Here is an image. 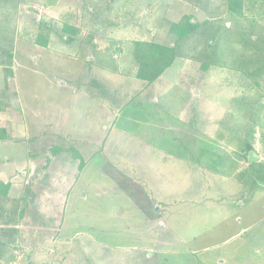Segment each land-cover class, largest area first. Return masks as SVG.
<instances>
[{
	"label": "rangeland",
	"instance_id": "obj_1",
	"mask_svg": "<svg viewBox=\"0 0 264 264\" xmlns=\"http://www.w3.org/2000/svg\"><path fill=\"white\" fill-rule=\"evenodd\" d=\"M32 1L57 2L58 19L37 13L34 47L15 29L31 1L0 0V42L19 47L14 65L0 55V181L6 209L29 199L17 228L15 214L0 218V264H264V0H130L140 21L118 24L108 11L128 8L117 0ZM150 10L166 45L174 13L200 26L142 101L130 80L111 88L107 78H132L130 39L117 31L143 27ZM65 13L87 26L96 18L89 43L114 33L96 42L98 69L112 72L98 84L82 81L93 64L87 43L64 41ZM249 145L258 157L238 163Z\"/></svg>",
	"mask_w": 264,
	"mask_h": 264
},
{
	"label": "crops",
	"instance_id": "obj_2",
	"mask_svg": "<svg viewBox=\"0 0 264 264\" xmlns=\"http://www.w3.org/2000/svg\"><path fill=\"white\" fill-rule=\"evenodd\" d=\"M25 1H31L30 4H33V5H32L31 8L28 7V9H23L24 10V13L23 14H21L20 12H18L19 21L17 19V26H16L15 29H17V30L19 29L20 30V28L22 26H25V28H24L23 31H25L26 33L31 32L30 33L31 36L29 38H27L26 42L27 43H32V46H33V44L42 43V41H40V37H38L37 35H35L34 30L33 31H30L29 30V28L34 29V25L35 24H39V22H40L39 20H41L40 19V16L37 14L38 12H36L35 9H33V6H40V7H42V9H43V15L42 16H46L47 19H50V18L51 19H54L55 18V21H58V19L56 18L57 17V14L55 13L56 11L54 9L56 7V5H57V2L56 3H53V5L50 6L48 8V10H46V7L41 2H38V3L35 2V3H33L32 0H25ZM111 1H115V0H111ZM117 2L119 3L120 7L126 6L128 9L125 10V14H124V11H122L121 13L118 12V14L112 13V12H109L108 11L109 16L112 18V23L118 24L121 19H125L126 22L127 21H130V20L131 21L132 20L133 21H136V20L140 21L141 16H137V17L133 16V12H135V8H134V4H132V1L130 2V0H117ZM171 2L173 3V2H176V1H171ZM97 3L98 2H96L94 4H97ZM19 6L20 7H23V3H22V5H20V1H19ZM90 9H91V7H90ZM115 9L116 8H114V10ZM140 13H142L146 18H148V20L146 21V24L143 27L142 26L141 27L139 26V22H134V25L132 27H128V24L125 23V25H127V27L124 28L125 25H122V26H120V30L117 31V32H119V36L116 35L117 32L115 33V35L118 37V40L121 39V36L122 35L127 36L128 39H126V40H129L130 39L128 42H126V46L129 47V50L131 49L130 52H132V54H131L132 56H133L134 45H135L136 42H148V41H150V39L153 38V36L155 34L154 28L156 26L155 25L156 22H152L153 11L150 10V13L149 14H145L144 12H140ZM167 14L168 13H167V10H166V13H164L165 17L167 16ZM173 15L175 17L177 16V18H175ZM173 15H172V17H174V19L179 20V16H178L179 13L178 12H177V14L174 13ZM65 16H66V18H64V20H63L65 22L63 24L67 28L62 27V31H61L65 35L64 41H66L67 44L73 46L74 50L76 49L77 46H82V44H86L87 43V45L83 46V48H84V50L86 52V56L88 57V61L92 62V64H93V65H90V67H91L90 69L84 71V73L82 74L83 75L82 76V81L85 82L87 84V86H89L90 84L93 85V83L98 84V82H99L98 80L100 78L99 75H101L102 73H104V71H106V72H110V71L104 70L101 67L100 68L103 71H101V70L98 69L99 65L95 62L97 60L95 58H99L101 55L100 54H97V52H96L97 45L99 44V43L97 44L96 42L98 40H101V39H105V40L108 39V41L109 40H112L114 33L112 35L108 36V37L107 36L106 37L103 36V37H101V39L98 38L95 42H90L89 43L86 40L91 39V38H88L90 35H94L98 31L101 32L99 30L100 28L98 26H96L97 25L96 23H98V21L96 20V18H95V22H90V26H87L86 21H84V20L83 21L82 20L79 21V19H78L79 17L78 16H77V18L74 17V14L73 13H71L70 15L68 13L67 14L65 13L64 14V17ZM62 19H63V17H62ZM29 24L31 25V27L29 26ZM92 24L93 25L96 24V25L94 27H92L93 26ZM117 29H119V28H117ZM45 32H46V35H43V36H45V38L42 36L45 39V42L47 41L48 43L49 42L51 43L52 41H54L53 32L52 31H48V30L45 31ZM39 34H40V32L38 33V35ZM83 35H85L86 40L85 39L82 40V36ZM165 35L167 36L166 33H165ZM35 37H37V39H35ZM94 40L95 39H93V41ZM4 43H5L4 41L3 42H0V55L6 56V58H5L6 59V62H9L10 64L11 63L13 64V62L16 61L17 53L19 52V47L16 46V39H14L11 42L12 44L9 45V46H11L10 49L9 48H5V46H4L5 44ZM169 44H172V43H169ZM107 46H109L108 43H107ZM132 46H133V48H132ZM8 52H9L10 58H12V61L11 62L8 59L9 58V55L7 54ZM175 60H176V58H175ZM117 61H119V58L117 59ZM117 64L119 65V63H117ZM130 64L133 67V71L131 73L129 72V75L128 76L131 75L132 78L121 77L120 70H119L118 72H116L117 73L116 75L119 76V77H117V79H114L113 77L112 78L109 77V78H107V80H108L107 82L110 81L109 83H110L111 88H115L114 86L116 85L115 84L116 81L119 80V81H124L125 82V81L130 80L129 85H130V87H132L135 90V92H133L135 94H132V95L133 96L135 95L136 97H138L140 99V96L143 95L144 92H146V90H148L149 87L152 84H150V85H148V86L145 87V82L141 78H138L137 77V66H136L135 60H133ZM110 73H112V72H110ZM11 77H12V75H11ZM93 77H95V78H93ZM96 77H98V80L97 81H94V79H96ZM7 80H10V79L7 78ZM6 83H8V81ZM6 85H8V84H6ZM128 93H130V92L129 91H123L121 94H118V95L120 97L122 94L129 95ZM4 95L5 94H3V93L0 94V98L2 96L4 97ZM110 99H111L112 107L116 108V107L119 106V103H120L119 99H115L117 105L115 104V100H112L113 98H110ZM140 100L145 101L146 99L144 100V98H141ZM147 103H148V100H147ZM1 113H2V110H0V114ZM207 121L209 122V125L210 126H213V128H215V125L216 124H215V121L214 120L211 121V120L208 119ZM0 129L4 130L5 133H6L5 126L2 125V122L1 121H0ZM256 156L258 157L257 154H256ZM240 157H241V150H239L238 156H237V160H236L238 163H239V161H241Z\"/></svg>",
	"mask_w": 264,
	"mask_h": 264
},
{
	"label": "trees",
	"instance_id": "obj_3",
	"mask_svg": "<svg viewBox=\"0 0 264 264\" xmlns=\"http://www.w3.org/2000/svg\"><path fill=\"white\" fill-rule=\"evenodd\" d=\"M200 23H198L193 17L189 14H183L179 16V20L172 21L164 28L166 34L169 37L173 38L172 45H166L156 41L154 38L148 42H136L133 50V58L137 66V77L141 78L145 82V86H148L159 79V77L164 73V71L171 66L175 58L178 56L177 44L180 41L185 40L186 38L192 36L199 28ZM9 55V52L7 53ZM6 54V55H7ZM9 61H12L9 55ZM0 110L3 111V108L0 107ZM7 134L4 130L0 129V141L6 140ZM72 145L67 150H61L59 147H54L50 150L51 154L54 156L57 153L63 151L68 154H71ZM241 157L240 159L247 163V152L249 150L254 151L252 145L247 148L240 149ZM9 185H5L0 181V195L3 197V204L0 203V218L7 219L9 215L17 216L15 228L17 224L23 220V217L27 215V206L28 205V196H20L19 202L13 201L15 206L13 209H6L7 203L10 202L8 199L11 198L9 195ZM9 192V193H8ZM28 195V193H27ZM11 203V202H10ZM9 203V204H10ZM7 204V205H6ZM23 204L21 209L18 210V205ZM6 215V217H5ZM34 218V217H33ZM16 234L19 233V229H15ZM5 246V243L0 242V248L2 249ZM1 253V251H0Z\"/></svg>",
	"mask_w": 264,
	"mask_h": 264
},
{
	"label": "water",
	"instance_id": "obj_4",
	"mask_svg": "<svg viewBox=\"0 0 264 264\" xmlns=\"http://www.w3.org/2000/svg\"><path fill=\"white\" fill-rule=\"evenodd\" d=\"M257 158L256 154L253 151H250L247 155V160L249 163H252Z\"/></svg>",
	"mask_w": 264,
	"mask_h": 264
},
{
	"label": "built area",
	"instance_id": "obj_5",
	"mask_svg": "<svg viewBox=\"0 0 264 264\" xmlns=\"http://www.w3.org/2000/svg\"><path fill=\"white\" fill-rule=\"evenodd\" d=\"M38 14H41L43 12L42 8L37 9Z\"/></svg>",
	"mask_w": 264,
	"mask_h": 264
}]
</instances>
